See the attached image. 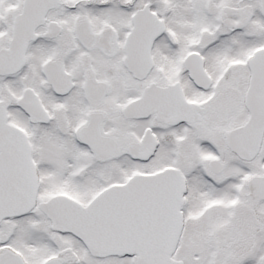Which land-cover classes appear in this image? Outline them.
<instances>
[{"label": "snow or ice", "instance_id": "obj_1", "mask_svg": "<svg viewBox=\"0 0 264 264\" xmlns=\"http://www.w3.org/2000/svg\"><path fill=\"white\" fill-rule=\"evenodd\" d=\"M0 264H264V0H0Z\"/></svg>", "mask_w": 264, "mask_h": 264}]
</instances>
